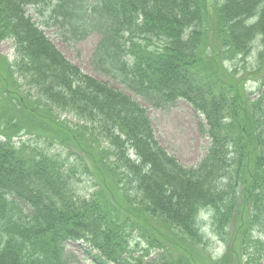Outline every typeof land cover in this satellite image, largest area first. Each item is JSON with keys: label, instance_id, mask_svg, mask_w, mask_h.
Here are the masks:
<instances>
[{"label": "trees", "instance_id": "trees-1", "mask_svg": "<svg viewBox=\"0 0 264 264\" xmlns=\"http://www.w3.org/2000/svg\"><path fill=\"white\" fill-rule=\"evenodd\" d=\"M52 27L99 34L90 72ZM2 43L0 264H264V0H0ZM179 99L211 140L189 168L148 114Z\"/></svg>", "mask_w": 264, "mask_h": 264}, {"label": "rangeland", "instance_id": "rangeland-1", "mask_svg": "<svg viewBox=\"0 0 264 264\" xmlns=\"http://www.w3.org/2000/svg\"><path fill=\"white\" fill-rule=\"evenodd\" d=\"M29 13L34 15L36 12L35 10H31ZM35 18L38 22L39 20L37 17ZM45 31L47 36L67 60L79 66L83 72H90L89 63L91 54H93L94 47L99 38L97 32H91L81 41H74L63 37V30L58 27L48 28ZM67 38H70V35H67ZM259 47V42L254 44L251 57L247 60L248 68L256 67ZM12 51L13 49L10 43H2V45H0V53L7 57L11 55L10 59L12 57ZM257 87V84L249 82L247 83L246 89L249 92L255 93ZM148 111L156 138L161 146L166 149L180 165L185 168L195 166L206 156L210 140L207 136L204 137L200 131V119L186 102L180 100L166 109H149ZM63 117L75 123L70 116ZM89 166L90 164H88L87 168H89ZM77 187L81 193H88L90 187L88 179L80 178ZM201 234L204 237L207 247L199 248L195 251L203 256L212 257L213 248L217 244L208 221L203 223ZM137 243L140 244L139 241H137ZM66 252L68 257L67 264H94L91 262L90 257L89 259L86 258V251L79 249L76 244H69L66 247Z\"/></svg>", "mask_w": 264, "mask_h": 264}]
</instances>
